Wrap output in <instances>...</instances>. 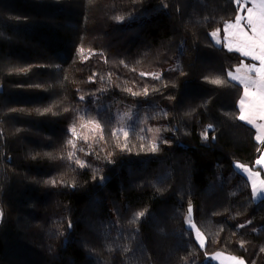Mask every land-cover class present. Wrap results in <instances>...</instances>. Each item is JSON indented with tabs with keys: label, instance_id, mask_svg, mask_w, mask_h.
I'll use <instances>...</instances> for the list:
<instances>
[{
	"label": "trees",
	"instance_id": "16d2710c",
	"mask_svg": "<svg viewBox=\"0 0 264 264\" xmlns=\"http://www.w3.org/2000/svg\"><path fill=\"white\" fill-rule=\"evenodd\" d=\"M238 14L235 0H0V264H264V199L233 166L262 170L226 75L246 58L212 36ZM89 121L103 139L73 148Z\"/></svg>",
	"mask_w": 264,
	"mask_h": 264
},
{
	"label": "snow or ice",
	"instance_id": "6c2138e0",
	"mask_svg": "<svg viewBox=\"0 0 264 264\" xmlns=\"http://www.w3.org/2000/svg\"><path fill=\"white\" fill-rule=\"evenodd\" d=\"M252 0H235V3L239 7L243 3H251ZM260 11L254 12L252 8H247L246 11L248 12L247 16H237L235 17V27L238 28L239 34L244 38L243 43L246 47L251 49L250 51H243V49H237L238 51H243L244 56H251L255 60L260 61V67L257 68L255 65L246 66V70L248 72H256L258 74V78L253 79L251 77H245L241 78L240 76H232V73H226V75L231 76L233 80L241 81L245 85V97L249 96V93L247 92L248 87H254L258 90L259 96V106L262 112H264V4L259 5ZM246 21L245 25H241V21ZM233 25L229 24V27H232ZM249 32L251 35H249ZM213 36H215V33H212ZM260 51L261 55H254V51ZM239 71V69L237 70ZM214 83L220 84L222 81L215 80ZM128 91H131L129 89ZM133 95H138L139 93H132ZM147 94V90H145V93ZM241 105H243V100L241 101ZM239 119L242 121H246L249 124L255 125V121L253 119H249L244 114H241L239 116ZM89 123H93L95 127L93 128V132L99 130L101 133V136L99 139H103V127L99 124L98 121H89ZM257 128L264 127L261 125H255ZM83 127V126H82ZM211 127V126H209ZM70 131L73 134V137H76V129L73 127L70 129ZM113 135H116L117 138L120 134H123L125 138L127 137L128 133L124 131L123 129L116 130L112 133ZM80 139L88 141L87 136L79 137ZM257 140H261V136L256 137ZM68 144L72 145L73 148H75V139H70L67 142ZM124 147L127 148V140L125 139ZM152 151L156 150V145L153 144ZM68 157L74 159L75 154L73 152L68 153ZM264 159V158H262ZM76 163L80 164L81 167H84L85 164L82 161L76 160ZM257 163H261V161H257ZM237 168L239 170H242L243 173H246L249 178H251V188L252 193L255 198L258 199H264V180H260L259 183H257V177L259 176V173H254L250 169L246 168L244 165H237ZM52 183H55V181H51ZM143 212H138L134 215L133 221H135L136 218L143 216ZM186 222L188 225V229L191 230L195 227L193 224L192 218H191V207L188 209V217L186 218ZM243 227V226H241ZM196 238L201 246L204 245L206 238L204 237L203 233L200 232L198 228H196ZM231 259L235 260L236 264H245L243 260H239L235 257H232Z\"/></svg>",
	"mask_w": 264,
	"mask_h": 264
},
{
	"label": "crops",
	"instance_id": "0c3cea01",
	"mask_svg": "<svg viewBox=\"0 0 264 264\" xmlns=\"http://www.w3.org/2000/svg\"><path fill=\"white\" fill-rule=\"evenodd\" d=\"M248 8L250 7V3L247 4ZM241 7L239 6V14L238 16H247L248 12L246 11L245 8H243V12L241 14L240 12ZM235 21V20H234ZM234 21H230L228 22L225 27L223 28V30H221L220 32V39L219 42H216V40L214 39V41L216 43H220L221 45L225 46L226 48L233 50V51H237L239 53H241L243 55V51H250L251 49H249L248 47L245 46V44L243 43V37L239 34V30L237 27H235L233 23ZM241 25H245L246 21L242 20ZM229 24L233 25L232 27H229ZM233 28H237L238 31L237 35H236V39H230L229 41L226 39V35L228 34V32L230 30H234ZM218 31V30H216ZM243 49V51H238L237 49ZM262 53L260 51H254V55H261ZM244 56V55H243ZM247 60V62L243 61L240 65H238L235 69H233L230 73H232V76H240L241 78H245V77H251L253 79L258 78V74L256 72H248L246 70V66H250V65H255L257 68L260 67V61L259 60H255L253 59L251 56H244ZM239 69V71H237ZM264 74V73H262ZM232 78V77H231ZM236 82H238L239 84H241L243 86L244 92H243V96L241 97L240 101H239V107L241 110V114H244L245 116H247L249 119H253L255 121V125H261L264 126V112L261 111L260 106H259V100H258V90L254 87H248L247 88V92L249 93L248 97H245V85L238 80H234ZM243 100V105H241V101ZM245 123H247L246 121H244ZM249 124V123H247ZM250 126H252L255 131H256V137L257 136H261L262 139L261 140H257L259 143H261L262 147H261V153L259 155V158L257 161H261V163H257L259 165V167L262 168V170L260 171L259 169H256L255 171L259 172L262 174V171L264 172V127H260L257 128L255 125L253 124H249ZM263 176V175H262ZM264 179V176H263Z\"/></svg>",
	"mask_w": 264,
	"mask_h": 264
},
{
	"label": "rangeland",
	"instance_id": "374dc122",
	"mask_svg": "<svg viewBox=\"0 0 264 264\" xmlns=\"http://www.w3.org/2000/svg\"><path fill=\"white\" fill-rule=\"evenodd\" d=\"M247 4L248 3H243V4L240 5V7H241V9H240L241 14H242V12L244 10L243 8H245V9L248 8V5ZM261 4H264V0H252V2L250 3V7L249 8H252L254 12H259L260 11L259 5H261ZM231 24H234L235 25V21L233 23H231ZM233 29L234 30H230L228 32V34L226 35V39L228 41L230 39H236V35H237V32L236 31H238V30H237V28H233ZM220 32H221V30H218V31L213 32V33L216 34L215 36L212 35L213 36V39H215L216 42H219ZM249 35H251L250 32H249ZM217 44L218 45H221L220 43H217ZM246 60L247 59H245V62H247ZM163 69L164 68L159 69L156 72V74L157 75L162 74ZM123 118H124V121H125V123H124L125 125H124L123 128H125V129L128 128L129 126H132V123H133L132 120H136L137 119L136 118V115L134 113L125 114ZM82 126L83 127H81V129L79 130V132H76V137L75 138L73 137L74 139H77V137H79V136L80 137L87 136L88 139H90L92 135H97L99 133V130L93 132V128L95 127V125L93 123L86 122ZM144 130L148 134H150V136H151V138H152L153 141H157V139L160 140L163 137V133H161L160 131H158L156 128H153L149 124V122L146 124V127H144ZM71 135L73 136L72 132H71ZM237 165H244L246 168L250 169L254 173H259V172L255 171L256 169H254L250 165H246V164H243L241 162H235L233 164L234 168H236L240 174L245 175L249 179L250 183H252L251 178H249L246 173H243L242 170H239L237 168ZM256 179H257V183H259L260 180H264L261 173H259V176ZM254 199H255V201L260 200V199L255 198V197H254ZM191 218H192L193 224L195 225V227L193 228V230H194L195 235H196V228H198V227L196 226V224L194 222V209H193V207H191ZM200 232H202V231L200 230ZM203 235H204V233H203ZM204 237H205V235H204ZM205 244H206V240H205V243H204L203 246H201L200 243H199V245L201 247H204ZM232 257H235V258H237L239 260H243L245 262V264H248L247 261H246V259H244L243 257L237 256V255H233V254H230V253H226V252H222V251H217V252L209 255V258L208 259H209L210 262L215 263V264H236L235 260L231 259Z\"/></svg>",
	"mask_w": 264,
	"mask_h": 264
}]
</instances>
